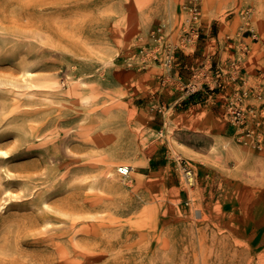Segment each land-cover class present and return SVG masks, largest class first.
Masks as SVG:
<instances>
[{
  "label": "rangeland",
  "instance_id": "374dc122",
  "mask_svg": "<svg viewBox=\"0 0 264 264\" xmlns=\"http://www.w3.org/2000/svg\"><path fill=\"white\" fill-rule=\"evenodd\" d=\"M0 264H264V0H0Z\"/></svg>",
  "mask_w": 264,
  "mask_h": 264
},
{
  "label": "built area",
  "instance_id": "2783aa9c",
  "mask_svg": "<svg viewBox=\"0 0 264 264\" xmlns=\"http://www.w3.org/2000/svg\"><path fill=\"white\" fill-rule=\"evenodd\" d=\"M191 11L193 13V16L195 19H198L200 16V10L197 6H192L191 7ZM244 94H248V92H244ZM244 94L240 95L238 98V103L231 105L229 108V111L227 114H230L229 117L231 118V120H233L236 124H238L239 126L245 124L247 122V113H246V109L244 108V103H243V97ZM242 137H246L245 142L249 143L251 141H254L256 143V145H258L259 147H261L262 145V134L250 129L245 136ZM119 172L122 175H129L131 173V168L129 166H120L119 167ZM187 177H188V181L189 183H194L195 181V176L193 174V172L191 170H187ZM192 178V179H191Z\"/></svg>",
  "mask_w": 264,
  "mask_h": 264
},
{
  "label": "bare ground",
  "instance_id": "6f19581e",
  "mask_svg": "<svg viewBox=\"0 0 264 264\" xmlns=\"http://www.w3.org/2000/svg\"><path fill=\"white\" fill-rule=\"evenodd\" d=\"M5 17H6V15H5ZM4 17V18H5ZM122 166V165H121ZM123 166H129L130 168L132 167L129 163H123ZM132 169H134L133 167H132ZM192 179V178H191ZM113 183V182H112ZM247 227V226H246ZM262 237V236H261ZM262 239V238H261ZM260 246V245H259Z\"/></svg>",
  "mask_w": 264,
  "mask_h": 264
},
{
  "label": "crops",
  "instance_id": "0c3cea01",
  "mask_svg": "<svg viewBox=\"0 0 264 264\" xmlns=\"http://www.w3.org/2000/svg\"><path fill=\"white\" fill-rule=\"evenodd\" d=\"M173 20H174V19H172V21H173ZM171 24L173 25V23H172V22H171ZM233 129L235 130V128H233ZM234 130H233V131H234Z\"/></svg>",
  "mask_w": 264,
  "mask_h": 264
}]
</instances>
